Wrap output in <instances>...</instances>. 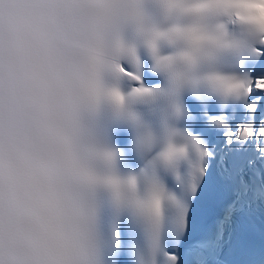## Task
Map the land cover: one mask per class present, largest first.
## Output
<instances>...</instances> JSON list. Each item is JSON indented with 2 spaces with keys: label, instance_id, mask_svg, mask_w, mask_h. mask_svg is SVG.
<instances>
[{
  "label": "snow or ice",
  "instance_id": "obj_1",
  "mask_svg": "<svg viewBox=\"0 0 264 264\" xmlns=\"http://www.w3.org/2000/svg\"><path fill=\"white\" fill-rule=\"evenodd\" d=\"M0 264H264V0H0Z\"/></svg>",
  "mask_w": 264,
  "mask_h": 264
}]
</instances>
